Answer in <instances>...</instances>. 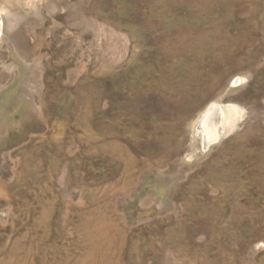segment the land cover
I'll list each match as a JSON object with an SVG mask.
<instances>
[{"label": "rangeland", "instance_id": "rangeland-1", "mask_svg": "<svg viewBox=\"0 0 264 264\" xmlns=\"http://www.w3.org/2000/svg\"><path fill=\"white\" fill-rule=\"evenodd\" d=\"M0 14V264H264V0Z\"/></svg>", "mask_w": 264, "mask_h": 264}, {"label": "bare ground", "instance_id": "bare-ground-1", "mask_svg": "<svg viewBox=\"0 0 264 264\" xmlns=\"http://www.w3.org/2000/svg\"><path fill=\"white\" fill-rule=\"evenodd\" d=\"M4 31L3 17L0 14V36ZM242 112L231 105L220 103L210 104L200 115L197 124L194 126L204 149L220 141L225 133L233 129Z\"/></svg>", "mask_w": 264, "mask_h": 264}]
</instances>
